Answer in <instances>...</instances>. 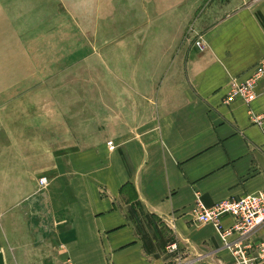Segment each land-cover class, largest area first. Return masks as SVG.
I'll use <instances>...</instances> for the list:
<instances>
[{
	"label": "crops",
	"instance_id": "1",
	"mask_svg": "<svg viewBox=\"0 0 264 264\" xmlns=\"http://www.w3.org/2000/svg\"><path fill=\"white\" fill-rule=\"evenodd\" d=\"M58 4L0 0V264H232L192 207L264 189V76L225 102L264 58V0H209L192 37L90 73ZM229 240L256 255L264 228Z\"/></svg>",
	"mask_w": 264,
	"mask_h": 264
},
{
	"label": "rangeland",
	"instance_id": "2",
	"mask_svg": "<svg viewBox=\"0 0 264 264\" xmlns=\"http://www.w3.org/2000/svg\"><path fill=\"white\" fill-rule=\"evenodd\" d=\"M57 2L69 11L71 40H85L90 45L87 57L92 58L86 61V73L97 70L93 57L99 55L105 57L102 71L109 70L104 61H108L111 45H121L114 49L118 54L157 56L159 47L167 42L192 37L195 19L209 7V0H54ZM175 9L185 14L176 15ZM100 45L103 47L98 49ZM153 98L149 97V103Z\"/></svg>",
	"mask_w": 264,
	"mask_h": 264
},
{
	"label": "built area",
	"instance_id": "3",
	"mask_svg": "<svg viewBox=\"0 0 264 264\" xmlns=\"http://www.w3.org/2000/svg\"><path fill=\"white\" fill-rule=\"evenodd\" d=\"M195 45L201 51L205 49V42L199 37L195 39ZM264 76V58L255 66L253 73L244 81L232 80L230 91L225 97L226 103L241 98L248 106L256 99V87ZM250 117L255 123H262V115H256L249 109ZM109 144L112 145L110 141ZM48 179L43 176L39 179L40 185H46ZM198 222L202 224H213L219 231L220 238L224 245L230 250L233 256L232 264H259L264 260V244L257 248L256 255L248 251L247 246L240 242H232L229 238L237 234L246 238L259 228H264V189L254 193L243 195L238 199H223L212 206H206L200 200L192 207ZM224 216H232L234 222L225 227L221 220ZM177 248L173 243L169 246L170 251Z\"/></svg>",
	"mask_w": 264,
	"mask_h": 264
}]
</instances>
